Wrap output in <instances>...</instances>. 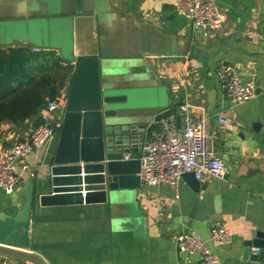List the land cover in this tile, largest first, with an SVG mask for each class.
Wrapping results in <instances>:
<instances>
[{"label": "crops", "instance_id": "1", "mask_svg": "<svg viewBox=\"0 0 264 264\" xmlns=\"http://www.w3.org/2000/svg\"><path fill=\"white\" fill-rule=\"evenodd\" d=\"M176 1L81 0L83 12L78 13L75 0H0V17L27 14L39 4L60 18L65 30H72L73 43L62 40L67 50L97 55L122 68L129 83L123 88L126 103L140 108L135 119L145 129L157 126L164 111L177 112L180 105H190V116H204L210 147L227 170L225 179L200 180L203 189L193 217L194 193L184 179L177 198L167 185L140 182L136 189L115 192L106 203L41 206L38 195L47 192L43 180L57 131L16 164L18 186L10 193L0 188L1 246L35 253L45 264H199L196 256L180 253L175 241L182 232H194L222 264H264L243 260L240 254L245 239L264 232V40L259 38L264 30V0H214L223 15L218 31L192 27L176 14ZM28 22L25 19L26 26ZM20 34L12 36L30 41ZM18 40L12 46L36 47ZM56 54L60 57L58 50ZM221 62L238 68L244 81L258 90L252 98L235 104L226 95L216 76ZM177 114L180 120L183 113ZM219 117L230 124L220 123ZM33 121L1 124L0 164L7 161L11 144L27 137ZM29 189L32 202L24 246L23 231L16 228L13 217ZM81 193L84 197L86 191ZM214 224L232 232L230 243L220 245L211 239Z\"/></svg>", "mask_w": 264, "mask_h": 264}, {"label": "water", "instance_id": "2", "mask_svg": "<svg viewBox=\"0 0 264 264\" xmlns=\"http://www.w3.org/2000/svg\"><path fill=\"white\" fill-rule=\"evenodd\" d=\"M75 4V11L83 12L81 0H75ZM34 6L33 12L29 11L27 14L21 11L15 12L12 16L0 17V36L13 32L7 40L0 39V48L11 47L13 41L19 39L12 35L23 29L34 28L40 35L44 34L48 27L47 23H60L53 27L62 35L66 28L61 19L55 18L49 10L40 8L39 4ZM59 12L68 13L67 10ZM25 19L29 20L31 27L26 26ZM18 41L31 44V41L26 42L22 39ZM32 46L55 52L58 50L60 55L67 57L65 61L74 64L72 76L63 88L66 104L58 126V138L50 159L49 171L43 180V191L47 192L38 195L39 204L58 206L106 203L111 201L114 193L119 190L124 188L133 190L139 187V157L145 125L135 119V112L140 108L126 103L123 88L129 83L124 81L127 79L125 74H122L124 70L118 67L115 70L113 66L112 71L110 67L103 68L101 57L84 55L76 49L74 52L67 50L62 42L58 45L47 43ZM114 80L123 82L118 83ZM257 91L254 89L255 93ZM253 127H257V123H254ZM128 154L129 158H124ZM182 179L194 193L190 213V217H193L200 191L203 189L202 183L192 172L184 173ZM82 190L86 191L84 197ZM31 202L32 193L29 189L23 207L17 210L13 217L16 228L23 231L24 246ZM218 211L219 207L216 208V212ZM210 221L217 222L219 219L210 218ZM252 248H257V252L253 253ZM240 254L243 260L264 261V232H258L253 238L245 239ZM0 255L21 263L45 264L38 255L27 250L0 245Z\"/></svg>", "mask_w": 264, "mask_h": 264}, {"label": "built area", "instance_id": "3", "mask_svg": "<svg viewBox=\"0 0 264 264\" xmlns=\"http://www.w3.org/2000/svg\"><path fill=\"white\" fill-rule=\"evenodd\" d=\"M177 15L187 18L194 28H207L218 31L223 23L221 10L214 0H177L174 6ZM264 40V30L259 35ZM32 51L40 48L31 47ZM63 66L68 62L62 61ZM216 76L222 90L235 104H241L254 96V87L244 81L242 72L230 63L221 62L216 68ZM66 95L63 89L52 99H47L36 125L30 127L27 137L11 144L7 161L0 164V188L12 192L19 183L16 172L18 163L36 148L43 146L57 134L61 122ZM188 104L180 105L177 112L169 110L161 113L156 121L157 128L144 131L141 144L140 182L150 187L167 185L178 197V185L184 173L192 172L198 180L205 177L225 179L226 167L210 147L203 115L190 116ZM177 113H183L178 119ZM218 121L229 125L230 121L219 117ZM128 159L129 156L125 155ZM22 168L27 169L24 165ZM210 237L216 243L228 244L232 232L224 225L217 224L210 230ZM180 253L196 256L199 264H222L211 252L205 240L197 233L182 232L175 237ZM253 253L257 248H252ZM0 264H12L8 258L0 259Z\"/></svg>", "mask_w": 264, "mask_h": 264}, {"label": "trees", "instance_id": "4", "mask_svg": "<svg viewBox=\"0 0 264 264\" xmlns=\"http://www.w3.org/2000/svg\"><path fill=\"white\" fill-rule=\"evenodd\" d=\"M61 62L53 50L0 48V126L3 122L19 125L29 119H34L33 125L39 122L47 99L57 96L72 76L74 66ZM156 128L150 125L148 131Z\"/></svg>", "mask_w": 264, "mask_h": 264}, {"label": "rangeland", "instance_id": "5", "mask_svg": "<svg viewBox=\"0 0 264 264\" xmlns=\"http://www.w3.org/2000/svg\"><path fill=\"white\" fill-rule=\"evenodd\" d=\"M33 26L35 27V24L32 23ZM48 27L46 29V32L42 35H40L38 32H36L33 28V30H20V32H22V36H29L30 39V43L29 45H42V44H52V45H58L61 42L65 41L66 45L69 44L70 42L73 43V33L72 30L70 32H68V30H65L66 32H64V34L61 35V33L55 29H57L56 27H53L55 25H59L60 23H56V24H52V23H47ZM31 27V24L28 25ZM15 32V31H14ZM13 32H10V34H12ZM28 33V34H27ZM69 33V34H68ZM8 32L6 34H3L2 36H0V39H8L9 35ZM65 39V40H64ZM63 40V41H62ZM58 43V44H57ZM61 58L66 59L67 57L65 55H60ZM103 64V68H109L110 67V71H112V68L117 70V67H112L110 66V64L107 63L106 60L102 61Z\"/></svg>", "mask_w": 264, "mask_h": 264}]
</instances>
